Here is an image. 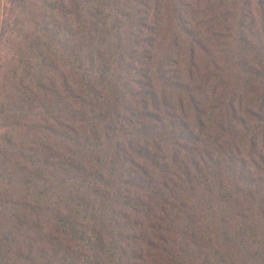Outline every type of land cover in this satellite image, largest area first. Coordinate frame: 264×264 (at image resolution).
I'll return each mask as SVG.
<instances>
[{"label":"trees","instance_id":"obj_1","mask_svg":"<svg viewBox=\"0 0 264 264\" xmlns=\"http://www.w3.org/2000/svg\"><path fill=\"white\" fill-rule=\"evenodd\" d=\"M0 264H264V0H0Z\"/></svg>","mask_w":264,"mask_h":264}]
</instances>
